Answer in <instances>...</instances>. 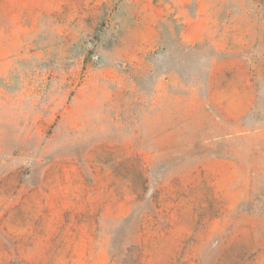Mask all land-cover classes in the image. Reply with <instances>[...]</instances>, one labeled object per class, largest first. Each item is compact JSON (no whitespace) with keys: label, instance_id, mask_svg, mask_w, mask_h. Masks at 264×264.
<instances>
[{"label":"rangeland","instance_id":"obj_1","mask_svg":"<svg viewBox=\"0 0 264 264\" xmlns=\"http://www.w3.org/2000/svg\"><path fill=\"white\" fill-rule=\"evenodd\" d=\"M0 264H264V0H0Z\"/></svg>","mask_w":264,"mask_h":264}]
</instances>
